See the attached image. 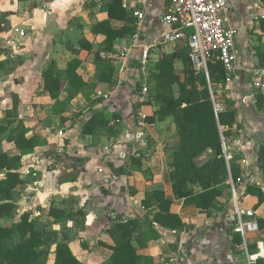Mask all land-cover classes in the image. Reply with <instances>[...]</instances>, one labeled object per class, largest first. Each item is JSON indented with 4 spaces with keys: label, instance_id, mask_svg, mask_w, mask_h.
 I'll return each mask as SVG.
<instances>
[{
    "label": "crops",
    "instance_id": "1",
    "mask_svg": "<svg viewBox=\"0 0 264 264\" xmlns=\"http://www.w3.org/2000/svg\"><path fill=\"white\" fill-rule=\"evenodd\" d=\"M107 1L0 0V116L11 107V95H16L20 101L18 120L27 129L25 137L36 140L33 151L20 155L5 141L7 134L1 137L0 144L7 149L0 154L9 158L20 155L16 168L21 183L12 193L14 216L0 221L12 219L11 225L27 213L38 228H42L40 222H48L44 229L57 233L77 264H120L122 261L113 260V254L121 236L110 235V229L132 222L136 227L130 228L127 250L134 251V258L128 253L131 260L123 264H246L259 247L264 248V225L259 228L257 222L264 221V201L258 205L256 196L260 191L264 197L257 156L264 145V101H259L250 76L256 65L255 54L264 53V2L231 0L228 23L236 32L233 50L237 71L224 87H219L218 95L232 102L237 112L236 124L225 132V151L227 160L241 155L236 161L241 180L235 183L236 201L232 197L222 211L205 212L173 197L167 167L172 160L170 143L177 133L171 119L147 121L153 108L137 102L135 68L123 71L119 61L110 58L104 60L115 67L109 83H97L93 90L69 97L63 80L58 104L43 92L42 74L51 60L64 71L69 61L77 59V75L86 83L97 82L93 52L103 47L107 32L99 24L109 21L114 30L134 24V32L137 30L136 20L109 19L104 6ZM132 2L122 0V8L130 13ZM167 2L146 1V19L138 28L146 40L167 29L162 24ZM132 34L117 38L113 51L124 46ZM12 39L19 42L15 52L8 44ZM179 45L152 48V66L161 51ZM97 112H103L109 125L119 131L109 134L100 129L91 135L82 134ZM141 116L146 117L144 121ZM208 154L196 162H205ZM26 171L31 174L26 175ZM248 187L254 193L248 194ZM155 191L170 201L168 207L161 206L182 221L181 229L152 223L160 201L146 200L145 195ZM52 208L61 210V216L67 218H56L50 212ZM249 211L252 216L246 214ZM238 216L244 223H255L257 229L245 230L244 235L237 232ZM55 258L52 246L47 264H54ZM254 264H264V258L258 257Z\"/></svg>",
    "mask_w": 264,
    "mask_h": 264
},
{
    "label": "trees",
    "instance_id": "2",
    "mask_svg": "<svg viewBox=\"0 0 264 264\" xmlns=\"http://www.w3.org/2000/svg\"><path fill=\"white\" fill-rule=\"evenodd\" d=\"M121 2L122 0H109L104 4L108 18L132 20L134 23L132 12L123 9ZM98 27H106L107 32L103 47L93 52L96 83H86L77 75L76 70L80 65L77 59L69 61L64 71L58 70L54 60L45 67L42 74L43 92L55 104L59 103L60 83L63 80L67 82L65 90L69 97L79 92L93 90L97 83L111 81L115 67L111 61H104L107 59H102L100 52L102 50L114 54L115 40L129 33L132 34L135 27L133 24L131 28L125 26L120 30H114L110 27L109 21L99 24ZM179 44V47L171 53L161 51L149 71L150 85L144 104L151 106L153 113L147 121L153 123L171 119L175 127L177 138L170 143L172 160L167 167L174 199L183 200L186 205H194L200 211L215 209L219 212L232 199L229 182L232 180L236 183L241 180L240 166L236 162L241 159V155L227 160L225 151V132L236 124L237 112L232 102L218 95L219 87H224L227 83L221 63L208 61L207 75L204 72H195L189 60L187 45ZM67 48L78 54L72 46ZM255 55L258 63L264 64V53ZM176 63L181 65V69H176ZM2 64L0 62V68ZM262 100L259 95V101ZM19 103L18 97L12 94L11 107L4 110L0 116V143L1 137L7 134L5 141L12 144L22 155L33 151L36 140L25 137L27 129L22 121L18 120ZM115 120L117 122L119 119L116 117ZM109 124L110 120L106 119L103 112L94 113L85 124L82 134L91 135L100 129L106 130L109 134H116L119 129ZM13 125L15 126L12 128ZM207 152H209L207 160L198 164L196 160ZM20 155L9 158L4 153L0 154V174H3L0 175V218L13 217L15 214L16 206L12 202V193L21 183L16 168ZM257 156L258 166L264 179V145L259 147ZM247 193H254V190L248 187ZM256 196L259 205L264 201V197L260 191ZM222 197L225 199L223 203L219 201ZM145 198L160 201L159 211L155 214L152 223H161L178 230L183 227L184 224L177 216L171 215L161 206L164 204L168 207L170 204L162 192L147 193ZM50 212L58 219L67 218L61 216L62 211L59 209L52 208ZM163 212H165L164 216L161 214ZM77 214L83 217L81 211ZM257 222L259 228L263 227L264 221L258 219ZM132 227H136L133 222L125 225L115 224L110 229L112 230L110 235L121 236L116 241L118 247L114 249L113 254V260L122 261L120 264L129 261V255L134 258V251L127 250ZM52 246H55L54 264H77L67 244L58 239L57 233L38 228L27 213L23 214L19 221L7 227H0V264H47Z\"/></svg>",
    "mask_w": 264,
    "mask_h": 264
},
{
    "label": "built area",
    "instance_id": "3",
    "mask_svg": "<svg viewBox=\"0 0 264 264\" xmlns=\"http://www.w3.org/2000/svg\"><path fill=\"white\" fill-rule=\"evenodd\" d=\"M146 1L133 0L131 4V14L136 20L137 30L129 36L127 43L114 54H101L103 59L112 58L119 61L123 71L135 68L138 77L134 87L137 90L139 85L138 103L146 101L149 91L148 76L152 67L151 49L161 45L185 43L195 72H204L207 75V63L213 60L220 62L223 66L227 82L232 79L237 71V57L233 50L236 32L228 23L231 0H168L162 15V24L167 29L153 40H146L138 30L146 19L144 10ZM42 7L45 8L46 5L43 4ZM20 35L24 36L23 33ZM8 44L14 52L18 50V41L12 39ZM11 56L14 57L15 54ZM254 57L256 65L250 71L251 81L256 93L264 101V64H259L256 56ZM145 118L141 116V121ZM25 174L31 173L26 171ZM229 183L232 197L236 201L235 183L232 180ZM246 214L253 215L250 211ZM256 229L255 223H244L238 216L237 232L244 235L245 230L255 231ZM258 245L260 246V243ZM259 248L257 254L248 257L246 264H254L258 257L264 258V248Z\"/></svg>",
    "mask_w": 264,
    "mask_h": 264
},
{
    "label": "rangeland",
    "instance_id": "4",
    "mask_svg": "<svg viewBox=\"0 0 264 264\" xmlns=\"http://www.w3.org/2000/svg\"><path fill=\"white\" fill-rule=\"evenodd\" d=\"M163 46H165V45H163ZM179 46H175V47H168L166 50H167V52H169V51H174L176 48H178ZM155 48V47H154ZM158 56V55H157ZM156 59H157V57H155ZM155 58L153 59V61H155ZM152 61V58L150 59V62ZM175 67H176V69H181V65L180 64H178V63H176L175 64ZM1 145V144H0ZM5 147L3 148V145H1L0 146V150L2 151V149H7V146L6 145H4ZM11 221H12V219H8V220H6V221H0V226H8L10 223H11ZM44 223H47V224H44ZM40 226L42 227V228H48V222H46V221H42V222H40Z\"/></svg>",
    "mask_w": 264,
    "mask_h": 264
},
{
    "label": "water",
    "instance_id": "5",
    "mask_svg": "<svg viewBox=\"0 0 264 264\" xmlns=\"http://www.w3.org/2000/svg\"><path fill=\"white\" fill-rule=\"evenodd\" d=\"M2 174V173H1Z\"/></svg>",
    "mask_w": 264,
    "mask_h": 264
}]
</instances>
